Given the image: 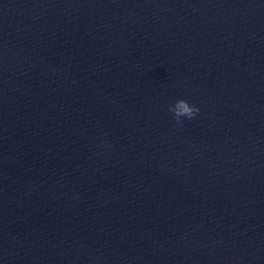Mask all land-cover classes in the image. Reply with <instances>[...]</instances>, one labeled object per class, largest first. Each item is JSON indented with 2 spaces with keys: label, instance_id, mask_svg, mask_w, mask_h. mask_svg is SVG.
<instances>
[{
  "label": "water",
  "instance_id": "95a60500",
  "mask_svg": "<svg viewBox=\"0 0 264 264\" xmlns=\"http://www.w3.org/2000/svg\"><path fill=\"white\" fill-rule=\"evenodd\" d=\"M0 264H264V0H0Z\"/></svg>",
  "mask_w": 264,
  "mask_h": 264
},
{
  "label": "clouds",
  "instance_id": "9594fccd",
  "mask_svg": "<svg viewBox=\"0 0 264 264\" xmlns=\"http://www.w3.org/2000/svg\"><path fill=\"white\" fill-rule=\"evenodd\" d=\"M168 111L172 114L173 119L179 125L183 121L181 118L191 119L196 116L197 113H199L200 109L194 103H190L186 100H181L176 105H169Z\"/></svg>",
  "mask_w": 264,
  "mask_h": 264
}]
</instances>
